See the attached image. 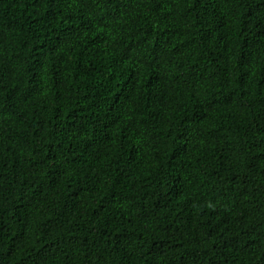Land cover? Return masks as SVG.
I'll use <instances>...</instances> for the list:
<instances>
[{
    "label": "trees",
    "instance_id": "obj_1",
    "mask_svg": "<svg viewBox=\"0 0 264 264\" xmlns=\"http://www.w3.org/2000/svg\"><path fill=\"white\" fill-rule=\"evenodd\" d=\"M0 264H264V0H0Z\"/></svg>",
    "mask_w": 264,
    "mask_h": 264
}]
</instances>
